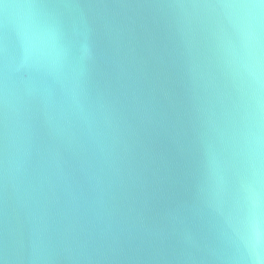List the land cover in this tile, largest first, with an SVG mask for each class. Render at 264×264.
<instances>
[{
  "label": "water",
  "instance_id": "95a60500",
  "mask_svg": "<svg viewBox=\"0 0 264 264\" xmlns=\"http://www.w3.org/2000/svg\"><path fill=\"white\" fill-rule=\"evenodd\" d=\"M230 0H0V264H248L264 80Z\"/></svg>",
  "mask_w": 264,
  "mask_h": 264
},
{
  "label": "clouds",
  "instance_id": "9594fccd",
  "mask_svg": "<svg viewBox=\"0 0 264 264\" xmlns=\"http://www.w3.org/2000/svg\"><path fill=\"white\" fill-rule=\"evenodd\" d=\"M223 7L232 11L244 41L240 61L243 71L257 82L264 80V0H230ZM234 230L248 264H264V196L259 191H250Z\"/></svg>",
  "mask_w": 264,
  "mask_h": 264
},
{
  "label": "snow or ice",
  "instance_id": "6c2138e0",
  "mask_svg": "<svg viewBox=\"0 0 264 264\" xmlns=\"http://www.w3.org/2000/svg\"><path fill=\"white\" fill-rule=\"evenodd\" d=\"M257 2H260V0H257Z\"/></svg>",
  "mask_w": 264,
  "mask_h": 264
}]
</instances>
